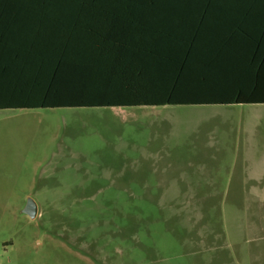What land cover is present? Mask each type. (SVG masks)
Segmentation results:
<instances>
[{"label":"rangeland","instance_id":"1","mask_svg":"<svg viewBox=\"0 0 264 264\" xmlns=\"http://www.w3.org/2000/svg\"><path fill=\"white\" fill-rule=\"evenodd\" d=\"M208 112L232 120L229 165L175 160ZM206 180L209 249V200L180 196ZM0 264H264V104L0 110Z\"/></svg>","mask_w":264,"mask_h":264},{"label":"trees","instance_id":"2","mask_svg":"<svg viewBox=\"0 0 264 264\" xmlns=\"http://www.w3.org/2000/svg\"><path fill=\"white\" fill-rule=\"evenodd\" d=\"M208 3L46 0L2 40L0 110L264 104V5L237 41L209 31Z\"/></svg>","mask_w":264,"mask_h":264},{"label":"crops","instance_id":"3","mask_svg":"<svg viewBox=\"0 0 264 264\" xmlns=\"http://www.w3.org/2000/svg\"><path fill=\"white\" fill-rule=\"evenodd\" d=\"M45 1L46 0H0V41L2 42V44L0 43V52L4 49V47L2 48V46H4L2 40L5 38L8 37L14 39L20 37L23 29L26 30L28 27L29 31H31L32 24H34L35 29V25L41 20V17L38 14V6L44 5L43 2ZM207 5L209 6L208 9H206L207 12H209V19L207 20L209 23V31L219 33V36H221L220 39H226L225 36L227 34L236 33V37L232 36L231 38L238 41V38H241V36H238L237 33L239 32V25L244 22L246 5H264V0H209ZM114 19H116L114 16H98L99 23L101 24L107 22L112 24L114 23ZM195 118L198 119V121L193 124L191 137L194 138L197 143L192 145V148L188 149L175 147V160H186L182 158L187 156L185 152L188 151L191 156L189 162H191L190 166L192 167H209L213 160L220 163V165H229L228 161L231 154H226V152L231 151L230 145L236 144L228 143V145H225L223 143V138L228 135L227 131L231 130L232 120L229 114L208 112L196 116ZM180 124L181 123H175V137H177L176 133ZM213 150L221 152L219 154L215 153L216 157H214ZM209 185L208 180H206V182L203 181L202 183L197 184V187L200 189L199 191H189L184 189L180 195L184 198L195 200V202L192 201V204H190L191 207L189 208H191V210L194 209L193 211L196 213L198 212L199 207L196 199L209 200L205 210V216L202 218L203 215L200 214V219L202 218L204 221L206 232L203 231L199 234L196 232L192 233L194 243L201 245V243L204 242L203 246H206L208 249L212 248L211 237L213 236L212 228L214 227L212 226L213 217H215V211L219 210V205L216 203L217 206H215L214 200H222L226 198L223 194L224 192H212L209 190ZM190 186H193V183ZM199 210L202 212V207ZM184 212L185 216L182 215ZM179 214L182 218L186 217L187 211H180ZM190 214L193 216L194 212H190Z\"/></svg>","mask_w":264,"mask_h":264},{"label":"water","instance_id":"4","mask_svg":"<svg viewBox=\"0 0 264 264\" xmlns=\"http://www.w3.org/2000/svg\"><path fill=\"white\" fill-rule=\"evenodd\" d=\"M37 210L38 207L36 202L32 198H29L27 201V205L24 209V212L28 214L30 217L35 218L37 215Z\"/></svg>","mask_w":264,"mask_h":264}]
</instances>
